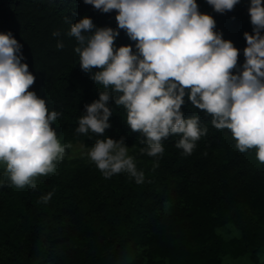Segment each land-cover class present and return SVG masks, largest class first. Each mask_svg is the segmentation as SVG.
Masks as SVG:
<instances>
[{
	"label": "trees",
	"instance_id": "obj_1",
	"mask_svg": "<svg viewBox=\"0 0 264 264\" xmlns=\"http://www.w3.org/2000/svg\"><path fill=\"white\" fill-rule=\"evenodd\" d=\"M199 10L216 20L223 38L240 49L252 33L250 0L218 13L197 0ZM116 10L101 12L84 0H0V32L11 31L23 46V63L36 77L29 90L45 98L49 110L62 112L54 122L61 143L91 148L104 136L125 142L145 181L126 173L105 178L92 162L72 165L64 159L55 173L36 178L37 189L15 186L0 164V264H225L226 259L264 264V163L256 149L236 147L228 129H216L211 115L185 97V118L198 115L208 132L191 155L176 147L179 135L163 140L155 157L141 152L145 137L126 123L123 106L109 102L113 115L104 136L78 134L85 104L99 98L103 86L82 70L77 41L68 32L88 16L97 27L116 29ZM67 18V19H66ZM58 31L59 36H53ZM117 47L135 42L120 29ZM63 40L64 47L57 48ZM97 69H94V71ZM68 152V149L66 150ZM52 192L44 203L40 197ZM233 227L237 235L221 232ZM219 230V231H218Z\"/></svg>",
	"mask_w": 264,
	"mask_h": 264
},
{
	"label": "clouds",
	"instance_id": "obj_2",
	"mask_svg": "<svg viewBox=\"0 0 264 264\" xmlns=\"http://www.w3.org/2000/svg\"><path fill=\"white\" fill-rule=\"evenodd\" d=\"M239 2L207 0L218 13L233 10ZM84 3L104 13L116 10L118 27H97L85 16L68 32L77 41L74 50L82 70L104 89L98 99L85 104L78 134L104 136L112 126L109 102L114 101L126 110L130 129L145 137L141 152L157 158L154 167H158L165 151L162 141L170 135L180 136L176 147L187 156L208 132L198 115L185 118L182 105L187 97L192 106L211 115L216 129L231 131L239 151L255 148L257 159L264 163V0H250L253 29L243 34L247 46L242 65L240 49L223 38L214 17L202 13L197 0ZM120 29L135 42V51L132 45L117 47ZM22 47L11 31L0 32V164L15 186L36 190V178L55 173L72 144H62L52 127L62 112L50 111L46 99L29 90L36 77L22 62ZM56 47L63 48V40ZM82 155L105 178L126 173L137 184L145 181L124 137L98 138ZM4 183L0 179V185ZM52 195L40 199L47 203Z\"/></svg>",
	"mask_w": 264,
	"mask_h": 264
},
{
	"label": "rangeland",
	"instance_id": "obj_3",
	"mask_svg": "<svg viewBox=\"0 0 264 264\" xmlns=\"http://www.w3.org/2000/svg\"><path fill=\"white\" fill-rule=\"evenodd\" d=\"M72 147L68 149L67 155L65 159L67 162L72 163V165H79L81 163L90 162L87 156L82 155V153L86 152L88 148H86L82 143H71ZM129 154L131 155V149H129ZM223 235L227 238L233 237L237 235V232L233 227H226L221 230ZM225 264H246L239 261H233L232 259H226Z\"/></svg>",
	"mask_w": 264,
	"mask_h": 264
}]
</instances>
